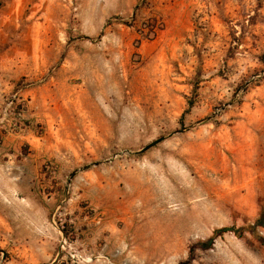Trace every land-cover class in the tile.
<instances>
[{"label":"rangeland","instance_id":"1","mask_svg":"<svg viewBox=\"0 0 264 264\" xmlns=\"http://www.w3.org/2000/svg\"><path fill=\"white\" fill-rule=\"evenodd\" d=\"M151 9L0 0V264H264V0L187 51Z\"/></svg>","mask_w":264,"mask_h":264},{"label":"crops","instance_id":"2","mask_svg":"<svg viewBox=\"0 0 264 264\" xmlns=\"http://www.w3.org/2000/svg\"><path fill=\"white\" fill-rule=\"evenodd\" d=\"M146 1L151 5L153 16L160 20L164 26L162 32L165 38L163 41L180 43L185 50L187 46L191 47L189 42L195 43L193 33L202 20H207L208 30L211 33L202 41L215 40L217 43V40H222V34L230 26L242 27L244 19L249 17L247 12L250 11L249 0ZM50 148L54 151L53 149H58L59 145L51 143Z\"/></svg>","mask_w":264,"mask_h":264},{"label":"trees","instance_id":"3","mask_svg":"<svg viewBox=\"0 0 264 264\" xmlns=\"http://www.w3.org/2000/svg\"><path fill=\"white\" fill-rule=\"evenodd\" d=\"M257 225L260 226H264V216H261L258 220H257ZM250 230H255V227H249ZM244 229H236L235 227H223L220 229H217L214 231L210 241H212L214 238L221 236L227 232H235L236 234H239V236H241V233ZM264 244V240L262 241Z\"/></svg>","mask_w":264,"mask_h":264},{"label":"built area","instance_id":"4","mask_svg":"<svg viewBox=\"0 0 264 264\" xmlns=\"http://www.w3.org/2000/svg\"><path fill=\"white\" fill-rule=\"evenodd\" d=\"M16 101H20V97H19L18 93L14 94V95L11 97V99H10V101H9V104H8L9 107L12 106V105H14Z\"/></svg>","mask_w":264,"mask_h":264},{"label":"water","instance_id":"5","mask_svg":"<svg viewBox=\"0 0 264 264\" xmlns=\"http://www.w3.org/2000/svg\"><path fill=\"white\" fill-rule=\"evenodd\" d=\"M154 144H155V143H152V144L148 145L147 147L143 148V149L141 150V152H145V151H147V150H148L149 148H151Z\"/></svg>","mask_w":264,"mask_h":264}]
</instances>
